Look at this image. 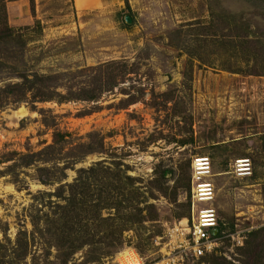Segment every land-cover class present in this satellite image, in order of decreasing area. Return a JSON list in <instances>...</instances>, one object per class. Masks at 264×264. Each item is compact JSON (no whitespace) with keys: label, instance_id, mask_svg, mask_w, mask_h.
<instances>
[{"label":"rangeland","instance_id":"1","mask_svg":"<svg viewBox=\"0 0 264 264\" xmlns=\"http://www.w3.org/2000/svg\"><path fill=\"white\" fill-rule=\"evenodd\" d=\"M83 7L6 2L14 36L0 42V93L38 76L50 79L52 99L0 104V264H62L45 215L96 166L117 169L121 193L132 191L131 202L104 212L118 229L132 227L136 207L152 206L157 218L124 232L121 247L107 249L102 237L67 264H120L131 252L141 264H205L170 235L192 216L193 162L202 158L212 162L223 233L215 256L241 264L250 240L264 257V0ZM239 160L251 161V177L236 178Z\"/></svg>","mask_w":264,"mask_h":264},{"label":"trees","instance_id":"2","mask_svg":"<svg viewBox=\"0 0 264 264\" xmlns=\"http://www.w3.org/2000/svg\"><path fill=\"white\" fill-rule=\"evenodd\" d=\"M7 1L9 0H0V21L3 19L2 23L0 22V42H7L14 36L12 35L13 30L7 24ZM19 78L22 80L21 84L9 86L4 92L1 91L0 104L20 103L29 99L31 102L37 101L38 99L40 101H49L52 99L49 94V87L45 85L50 79L39 78L38 76L30 79L22 75ZM60 98L62 101L67 100L65 96H60ZM117 171V169H105L103 166H96L86 171L81 170L78 173V179L69 187L70 196L63 198V192L55 196L62 203L53 206L52 213L45 215L46 220L44 225L48 229L46 232L49 230L54 232V237L57 240L56 248L60 253H64L62 254L63 258L61 257L62 264H67L70 257L77 250L88 247L94 251L95 248L103 243L102 237H107V240H105L107 244H105V247L107 249L121 247L123 245L121 237H123L124 232L130 231L135 225L141 226L142 223L151 222L157 218V216L151 213L153 212L152 206H146L144 210H139L136 207L137 215L131 216L133 222L132 227L130 226L129 229L126 228V230H123L122 228L118 229L116 224H113L115 217L104 216L105 211L110 212L115 210L117 205L122 207L127 200L129 202L132 200L130 198L132 195L131 190V194L128 193L125 196L121 193L124 188L121 187L122 185L119 181ZM168 175V171L162 172L160 181L167 178ZM83 176H88L87 180H83ZM127 181L130 183L133 182L132 178H127ZM93 185L96 186L93 187ZM159 192L164 193L162 190ZM114 200L116 201L114 202ZM119 212L120 210H118ZM258 234L251 233L249 237H256ZM21 236L23 234H19V237ZM97 240L98 242H96ZM18 243H21L19 238ZM253 243L248 240L245 248L240 249L242 257L244 258L241 264H264L262 252L256 253L254 251L256 248ZM105 255L110 256L111 254L106 253ZM215 255L212 254L202 258L201 263L234 264L232 261L229 262L226 259L217 258ZM100 257L103 256L100 255Z\"/></svg>","mask_w":264,"mask_h":264},{"label":"built area","instance_id":"3","mask_svg":"<svg viewBox=\"0 0 264 264\" xmlns=\"http://www.w3.org/2000/svg\"><path fill=\"white\" fill-rule=\"evenodd\" d=\"M191 180L192 216L186 225H181L171 232L175 236L174 243L180 249L188 252L196 260H200L217 252L219 242L223 238L220 230L217 211L214 209L216 201L215 186L212 183V162L209 158H202L193 162ZM237 179L252 176L253 167L250 160L236 161L233 167ZM236 233L232 237L236 247H242L246 237Z\"/></svg>","mask_w":264,"mask_h":264},{"label":"crops","instance_id":"4","mask_svg":"<svg viewBox=\"0 0 264 264\" xmlns=\"http://www.w3.org/2000/svg\"><path fill=\"white\" fill-rule=\"evenodd\" d=\"M74 5L76 6V0H72ZM108 0H82V5L84 6L81 10L82 11H88V10H96L99 9V7L103 8L105 3H107Z\"/></svg>","mask_w":264,"mask_h":264},{"label":"bare ground","instance_id":"5","mask_svg":"<svg viewBox=\"0 0 264 264\" xmlns=\"http://www.w3.org/2000/svg\"><path fill=\"white\" fill-rule=\"evenodd\" d=\"M199 160V159H198ZM183 225H186V222H183ZM119 258L120 264H141L140 259L134 252L124 253Z\"/></svg>","mask_w":264,"mask_h":264},{"label":"water","instance_id":"6","mask_svg":"<svg viewBox=\"0 0 264 264\" xmlns=\"http://www.w3.org/2000/svg\"><path fill=\"white\" fill-rule=\"evenodd\" d=\"M125 21H126L127 24H132V20H131L130 17H126V20Z\"/></svg>","mask_w":264,"mask_h":264}]
</instances>
